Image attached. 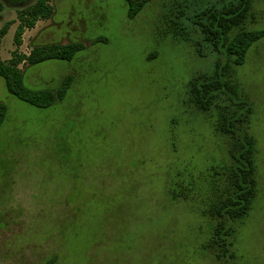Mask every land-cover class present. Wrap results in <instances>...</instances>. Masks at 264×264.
<instances>
[{"label":"rangeland","instance_id":"374dc122","mask_svg":"<svg viewBox=\"0 0 264 264\" xmlns=\"http://www.w3.org/2000/svg\"><path fill=\"white\" fill-rule=\"evenodd\" d=\"M34 1L3 0L0 29L12 24L2 61L35 45L82 48L18 65L35 91L56 93L70 77L50 106L18 99L0 76V264H264V37L235 66L237 93L252 108L256 195L235 223L234 256L216 259L202 249L208 222L197 209L226 143L186 92L226 57L172 24L180 10L223 0H147L133 16L125 0H50L52 16L26 28L17 47L18 15ZM250 13L245 29H264V0Z\"/></svg>","mask_w":264,"mask_h":264},{"label":"trees","instance_id":"16d2710c","mask_svg":"<svg viewBox=\"0 0 264 264\" xmlns=\"http://www.w3.org/2000/svg\"><path fill=\"white\" fill-rule=\"evenodd\" d=\"M50 0H35L18 15L14 31L16 46L22 44L26 28L34 27L38 19H49L53 14ZM128 15L133 16L147 0H125ZM220 2V1H219ZM194 11L191 15L178 11L172 29L182 39L198 37L214 51L224 54L225 62L217 61L209 74H197L187 83L186 102L212 120L215 135L226 143L227 160L209 167V178L203 187L201 206L197 211L208 222V235L201 244L216 259L234 256L231 247L235 223L248 215L256 195V140L249 131L252 108L238 95L235 66L243 64L249 47L264 37V29L247 30L244 25L250 13L252 0H223ZM4 8L0 0V11ZM12 23L7 21L0 29V38ZM188 29L189 31H186ZM197 41V42H198ZM82 46L79 43H50L35 45L29 54H15L4 62L0 59V76L9 93L37 107L50 106L61 97L70 77L67 76L56 93L50 90H31L22 83L20 63H39L48 59H71ZM5 107L0 103V124ZM183 199L192 198L191 184L183 186ZM177 193H173L175 198Z\"/></svg>","mask_w":264,"mask_h":264}]
</instances>
